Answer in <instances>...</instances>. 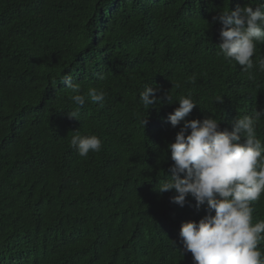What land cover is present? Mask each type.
I'll return each mask as SVG.
<instances>
[{
    "label": "trees",
    "instance_id": "1",
    "mask_svg": "<svg viewBox=\"0 0 264 264\" xmlns=\"http://www.w3.org/2000/svg\"><path fill=\"white\" fill-rule=\"evenodd\" d=\"M248 2L0 0V264H194L180 227L207 204L189 196L180 207L174 191H157L183 126L167 117L188 94L198 106L186 119L213 117L221 130L264 112V43L245 72L218 55L213 22ZM66 76L81 94L103 90L104 107L86 99L70 119ZM146 84L161 100L150 109ZM75 131L97 135L101 151L80 157ZM256 133L264 142V117ZM252 206L253 223L264 220V193Z\"/></svg>",
    "mask_w": 264,
    "mask_h": 264
},
{
    "label": "clouds",
    "instance_id": "2",
    "mask_svg": "<svg viewBox=\"0 0 264 264\" xmlns=\"http://www.w3.org/2000/svg\"><path fill=\"white\" fill-rule=\"evenodd\" d=\"M213 22L222 25L218 55L250 73L256 66L252 59L256 46L264 43V2L259 0L254 5L249 0L244 7L220 11ZM258 68L264 72V55L258 58ZM64 85L75 93L71 100L77 109L68 112L70 119L79 121L78 109L86 99L104 107L107 94L103 90L92 87L86 95L81 94L80 84L73 83L71 76L65 77ZM157 92L159 88L146 84L139 93L140 103L147 109L160 104ZM164 98L172 102L169 94ZM177 102L179 107L167 119L173 128L182 122L183 126L174 143L168 145L174 161L169 168L171 175L159 183L157 191H174L170 200L180 207L189 196L196 201L197 210L207 204V214L198 222L181 224L183 252L192 254L194 264H264V252L259 247L264 241V220L253 223L252 206L264 193V142L256 133L264 112L255 110L253 115L237 117L229 131L221 130V122L213 117L187 120L198 106L191 94ZM102 144L95 134L71 132L70 145L80 157L101 151Z\"/></svg>",
    "mask_w": 264,
    "mask_h": 264
}]
</instances>
